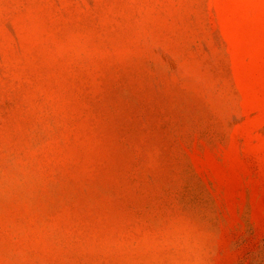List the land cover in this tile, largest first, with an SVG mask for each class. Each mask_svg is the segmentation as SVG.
Instances as JSON below:
<instances>
[{
	"label": "rangeland",
	"instance_id": "374dc122",
	"mask_svg": "<svg viewBox=\"0 0 264 264\" xmlns=\"http://www.w3.org/2000/svg\"><path fill=\"white\" fill-rule=\"evenodd\" d=\"M0 264H264V0H0Z\"/></svg>",
	"mask_w": 264,
	"mask_h": 264
}]
</instances>
